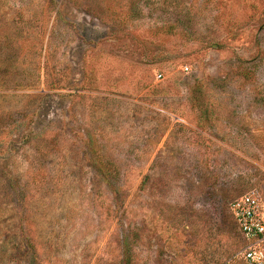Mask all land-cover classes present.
<instances>
[{
  "label": "rangeland",
  "instance_id": "374dc122",
  "mask_svg": "<svg viewBox=\"0 0 264 264\" xmlns=\"http://www.w3.org/2000/svg\"><path fill=\"white\" fill-rule=\"evenodd\" d=\"M248 192L264 0H0V264H242Z\"/></svg>",
  "mask_w": 264,
  "mask_h": 264
},
{
  "label": "built area",
  "instance_id": "2783aa9c",
  "mask_svg": "<svg viewBox=\"0 0 264 264\" xmlns=\"http://www.w3.org/2000/svg\"><path fill=\"white\" fill-rule=\"evenodd\" d=\"M230 212L245 240L235 258L242 264H264V204L254 192H248L231 203Z\"/></svg>",
  "mask_w": 264,
  "mask_h": 264
}]
</instances>
